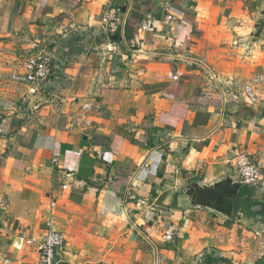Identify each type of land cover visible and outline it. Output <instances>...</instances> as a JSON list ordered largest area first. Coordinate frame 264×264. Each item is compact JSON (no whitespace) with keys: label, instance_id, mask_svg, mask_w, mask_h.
Here are the masks:
<instances>
[{"label":"crops","instance_id":"crops-1","mask_svg":"<svg viewBox=\"0 0 264 264\" xmlns=\"http://www.w3.org/2000/svg\"><path fill=\"white\" fill-rule=\"evenodd\" d=\"M35 45L53 56L37 94ZM203 64L223 90L260 76L258 102L223 104ZM240 152L262 202L264 0H0V264H35L49 230L57 264H259L257 206L227 221L182 194L236 177Z\"/></svg>","mask_w":264,"mask_h":264},{"label":"built area","instance_id":"built-area-1","mask_svg":"<svg viewBox=\"0 0 264 264\" xmlns=\"http://www.w3.org/2000/svg\"><path fill=\"white\" fill-rule=\"evenodd\" d=\"M116 11L113 7H109L105 12L103 19L104 33H108L115 27ZM173 19L171 15L165 16V22ZM142 31L153 32L154 28L151 22L140 25ZM33 52L26 59L25 67V82L31 86V92L37 94L44 91L45 84L49 81L52 75L53 56L44 47L35 45ZM202 72L207 79V84L213 87L214 90L220 93L223 104H228L230 101L236 102L242 99L247 105H254L258 102L256 92L257 86L261 83L260 76H254L248 82L240 86L231 85L228 89L221 88L220 82L217 80L216 73L206 65H201ZM236 179L248 186L256 187L263 178V171L260 165L248 154L244 152L236 153ZM65 188V187H64ZM171 234L167 236L170 239ZM65 244L63 234L49 230L45 237L37 245V261L35 264H57V253Z\"/></svg>","mask_w":264,"mask_h":264},{"label":"water","instance_id":"water-1","mask_svg":"<svg viewBox=\"0 0 264 264\" xmlns=\"http://www.w3.org/2000/svg\"><path fill=\"white\" fill-rule=\"evenodd\" d=\"M118 31L110 36V42H116ZM243 183L236 177L227 173L224 177L210 184L189 183L182 190L187 206L195 207L212 212L227 221L233 220L234 205L237 195Z\"/></svg>","mask_w":264,"mask_h":264},{"label":"trees","instance_id":"trees-1","mask_svg":"<svg viewBox=\"0 0 264 264\" xmlns=\"http://www.w3.org/2000/svg\"><path fill=\"white\" fill-rule=\"evenodd\" d=\"M116 7V6H115ZM254 192L251 189L250 186L243 184L239 191H238V195H237V200L235 202L234 205V215L233 217L235 218L236 215V211L238 208L242 209V208H247L249 209L252 206H257L258 207V211L257 212H252L250 213V215L252 216H261L262 218H264V200L262 202L257 201L256 199H254ZM256 200V201H255ZM233 218V219H234ZM211 261H208L207 264H210ZM226 263V261H225ZM259 264H264V257L263 259L259 262Z\"/></svg>","mask_w":264,"mask_h":264}]
</instances>
